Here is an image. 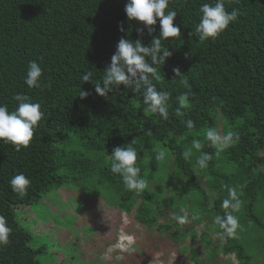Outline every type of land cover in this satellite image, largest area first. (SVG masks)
<instances>
[{"label":"trees","instance_id":"1","mask_svg":"<svg viewBox=\"0 0 264 264\" xmlns=\"http://www.w3.org/2000/svg\"><path fill=\"white\" fill-rule=\"evenodd\" d=\"M215 2L169 0L181 36L162 39V49L171 55L157 66L161 79L153 80L158 91L169 93L164 120L144 113L143 89L133 92L121 86L105 98L95 93L94 85L102 83L118 41L140 39L149 45L160 34L159 19L149 35L147 29L138 31L142 22L127 18V0H0V104L15 111L14 95L25 94L44 113L27 148L18 152L0 140V216L12 230L10 243L0 247V264H66L53 246L62 239L71 240L74 247L81 239L78 230L70 237L69 212L59 220L56 236L52 220L53 224L30 214L68 182L96 189L105 208L114 206L146 229L155 225L159 212L170 209L175 217L186 212L194 224H208L201 235L206 243L212 241L208 231L217 232L220 239L214 218L231 211L222 202L232 188L243 202L232 214L250 230L264 234V0H223L226 11H238V19L216 39L200 41L190 35L199 22L200 6ZM31 61L43 70L40 88L25 84ZM174 68L180 69L190 89L175 76ZM87 71L93 72L94 83L83 82ZM80 89L89 95L81 99ZM185 93L188 104L182 107L178 98ZM189 119L194 123L191 128ZM209 128L220 135L232 131L239 140L217 152L206 138ZM193 140H199V149L192 147ZM129 145L136 149L140 175L148 181L141 194L128 191L122 178L111 172L112 150ZM189 148L191 155L185 159ZM160 150L166 153L163 161L155 159ZM205 153L210 160L201 169L196 160ZM21 172L31 180L24 197L10 186L11 178ZM66 190L69 194L70 188ZM166 191L171 198L164 197ZM74 210H81L80 205ZM179 226L172 219L158 229ZM176 235L185 238L188 232ZM214 245L225 254L235 253L239 264H253L236 236ZM258 247L264 251V240ZM192 259L203 264L195 253ZM79 260L75 257L69 264Z\"/></svg>","mask_w":264,"mask_h":264},{"label":"clouds","instance_id":"2","mask_svg":"<svg viewBox=\"0 0 264 264\" xmlns=\"http://www.w3.org/2000/svg\"><path fill=\"white\" fill-rule=\"evenodd\" d=\"M167 10V11H166ZM201 16L198 24L195 26V35L200 41L209 38L216 39L230 25L238 19V11L233 9L226 11L223 0H216L214 4L203 3L199 9ZM126 16L129 20L142 22L143 27L138 29L143 33L147 29L149 35L154 31L157 19L160 23V34L154 37L149 45H145L142 40L121 38L116 46V51L111 57V63L103 70L102 83L93 82V72L87 71L82 75L83 82L92 81L95 85V93L101 97L108 98V94L114 90H119L121 86L131 89L133 92H140L143 89V111L145 114H158L164 120L168 119V100L169 93L158 91L153 80L161 79L158 65H164L166 58L171 55L170 51L162 49V39L179 38L181 30L179 26H174V20L177 12L169 9V0H127L125 4ZM121 31H124L121 26ZM150 61V62H149ZM176 77H180V82L187 88H191L188 80L181 74L179 68H174ZM43 70L36 61L28 64L25 84L29 88H40ZM89 95L87 91L79 90L81 99ZM14 100L17 101L15 111H9L7 104H0V140L5 144H12L16 151L21 148H27L34 137L36 128L42 120L44 113L40 110L39 103L30 102V97L25 94H15ZM179 103L182 107H187L188 93L181 95ZM179 114V109H177ZM189 128L194 126L192 120L187 121ZM206 138L217 152H222L233 146L239 136L232 131L220 135L214 128H209L206 132ZM199 140H193L192 147L200 148ZM191 155V148L184 151L183 156L188 159ZM166 153L163 150L158 151L155 156L157 161H163ZM210 160L209 154L200 155L196 164L199 168L208 167ZM111 172L118 174L128 191H134L141 194L148 187L146 178L140 175L141 169L137 163V151L131 145L127 147H114L110 155ZM10 186L13 192L20 197L27 195L31 186V180L24 173L14 175L10 180ZM229 196L222 202L224 209H231L223 217L217 215L214 218L215 224L221 230L219 237L222 241L225 238L235 237L240 228L238 218L233 212H238L242 207V201L235 189L229 188ZM184 211L183 209L181 210ZM176 221L184 225L189 218L185 212L183 215L175 217ZM11 228L7 225L4 216H0V247L7 246L10 243L9 236Z\"/></svg>","mask_w":264,"mask_h":264},{"label":"rangeland","instance_id":"3","mask_svg":"<svg viewBox=\"0 0 264 264\" xmlns=\"http://www.w3.org/2000/svg\"><path fill=\"white\" fill-rule=\"evenodd\" d=\"M78 183L80 188L73 187L76 185L74 182H68L65 189L54 193L49 200L44 199V202L40 201L34 206L33 214H30V217L34 216L36 219L49 220L48 223L52 220L54 224L51 223L55 228L54 236L57 235L61 225L59 220H64L67 212L71 215L67 227L71 231L70 237L73 239L78 230L81 232V239L76 245L74 244V247L71 246V240L65 242L57 239L53 250L58 253L59 261L65 259V263L69 264L75 257H79L80 264H196V260L192 259V253H195L203 264L205 262V264H239L240 262L235 253L225 254L222 247L214 249V244L220 240L217 232H207L212 239L211 242L206 243L202 239V232L208 228L205 222L196 225L193 219H190L178 228L159 230V226L175 219L169 209L165 213L159 212L155 225L146 229L114 206L108 204L105 208L101 193L94 188L90 191L83 189V182ZM156 185L153 184L152 190ZM66 188H70L69 194H65ZM167 191L163 193L164 197L171 198L172 194ZM78 204L81 210L76 212L74 208ZM18 213L22 211L19 210ZM239 224L236 237L240 244L246 247V254L251 255V263L264 264V251L258 247L259 242L264 240L262 239L264 234L260 229L250 230V227H246L242 221ZM90 228L92 231H85ZM184 230L188 235L185 238L177 237L176 234ZM97 233L105 236L107 242L102 241ZM91 240L98 243L97 248ZM250 246L252 248H249Z\"/></svg>","mask_w":264,"mask_h":264}]
</instances>
